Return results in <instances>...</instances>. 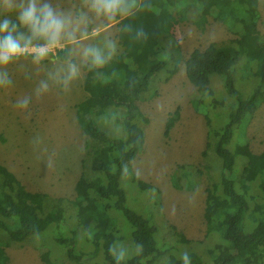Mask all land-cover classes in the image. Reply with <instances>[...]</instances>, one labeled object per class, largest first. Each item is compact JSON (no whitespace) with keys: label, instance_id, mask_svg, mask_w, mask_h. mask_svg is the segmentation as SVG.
<instances>
[{"label":"trees","instance_id":"trees-1","mask_svg":"<svg viewBox=\"0 0 264 264\" xmlns=\"http://www.w3.org/2000/svg\"><path fill=\"white\" fill-rule=\"evenodd\" d=\"M141 2L153 14L168 12L174 19L177 17L176 21H184L190 8L195 7L200 12L195 22L202 30L210 16L239 37L238 44L211 42L204 48H195L184 62L187 79L195 87L191 104L204 116L208 129L202 156H207L209 148L219 159L218 178L210 177L205 188L203 218L207 234L216 233L220 242L208 248L205 257L192 250L188 258L190 264H264V155L253 153L249 140L235 149L229 147L235 128L244 118L248 124L264 101V35L258 28L260 0H124L123 12L116 15L123 48L119 58H110L101 67L82 66L86 71L83 87L87 96L75 108L76 120L88 139L81 184L75 198L69 201L75 210L74 220L68 221L67 226L63 203L52 202L46 193L24 190L8 168L0 164V264L10 263L7 247L11 242L23 243L53 224L59 230H67L56 241L64 247V258L70 264H84L99 254L102 262L95 264H158L166 251L156 239V226L127 206L121 185L126 168L145 147L142 125L149 119L138 101L144 92H149L157 74L168 69L174 54L161 44L162 38L172 36V31L163 28L159 38L154 39L152 34L158 26L154 15L138 12ZM20 31L28 35L25 29ZM44 43L39 38L32 41L33 45ZM57 55L76 63L66 49H59ZM215 75L233 100L228 104L215 96L211 86ZM237 80L254 83L247 98L236 87ZM221 109L220 123L223 118L227 120L216 127L214 113ZM103 115L114 118L124 135L113 136L104 130L99 123ZM178 117L176 109L170 121ZM203 175L200 167L178 164L170 181L177 190L191 191L198 187V178ZM131 179L142 190L151 186L134 174ZM112 210L125 217L132 241L139 247L127 259L112 249ZM79 231L87 233L93 251L77 248ZM178 235L187 242L182 233Z\"/></svg>","mask_w":264,"mask_h":264},{"label":"rangeland","instance_id":"rangeland-1","mask_svg":"<svg viewBox=\"0 0 264 264\" xmlns=\"http://www.w3.org/2000/svg\"><path fill=\"white\" fill-rule=\"evenodd\" d=\"M38 2L50 4L73 23L60 41L64 47L55 49L46 58L36 61L26 56L11 60L7 66L0 65V164L8 168L24 190L46 193L52 202L63 203L66 224L74 220L75 210L69 201L75 198L78 184H81L88 139L76 120L75 108L87 96L83 87L86 71L82 66L101 67L108 59L119 58L123 51L119 43L121 28L116 16L112 19L98 17L90 11L94 0ZM141 3L138 12L149 17L154 15V23L158 26L152 34L154 39L159 38V30L163 28L172 31V36L162 38L161 44L174 54L168 69L157 74L149 92H144L138 101L149 119L142 125L145 147L126 168L121 185L126 192L127 206L148 218L157 228L156 239L166 250L158 264H190L188 257L192 250L205 257L208 248L220 242L216 233L207 234L203 218L205 188L210 177L218 178L216 159H219L209 148L207 156H202L207 147L208 129L204 116L191 104L195 87L187 79L184 62L195 48H204L211 42L238 44L240 40L210 16L206 17L202 30L195 22L200 14L195 7L190 8V15L184 21H176L174 15L168 12L153 14L144 2ZM259 10L258 28L264 35V0H260ZM9 15L15 20V13ZM88 48L99 53L101 64H96L91 56L85 58ZM59 49H66L76 63L62 60L57 55ZM70 66H75V76H69ZM218 77H212L211 86L215 96L228 104L233 100ZM235 84L246 98L254 89L250 81L237 80ZM24 101H27L26 106ZM176 109H179V117L171 122ZM223 110L214 113L216 127L227 120L223 118L220 123L219 114ZM99 123L113 136L124 135L114 118L103 115ZM247 141L253 153L264 155V101L254 110L248 124L244 118L235 128L229 147L235 149ZM178 164H193L204 171L195 190L172 187L170 176ZM132 174L151 185L150 188L140 189L132 181ZM110 214L115 219L113 252L127 259L135 255L139 247L132 241L131 227L125 217L116 210ZM57 226L53 224L23 243L11 242L7 247L9 264H70L64 258V247L56 241L66 235L67 230H59ZM178 233H182L187 242L182 241ZM78 238L79 250L93 251L87 233L79 231ZM96 262H102L101 254L86 259L84 264Z\"/></svg>","mask_w":264,"mask_h":264},{"label":"clouds","instance_id":"clouds-1","mask_svg":"<svg viewBox=\"0 0 264 264\" xmlns=\"http://www.w3.org/2000/svg\"><path fill=\"white\" fill-rule=\"evenodd\" d=\"M123 10L124 0H94L90 9L96 16L102 15L109 19ZM11 13L16 14L15 20L9 15ZM0 17V65L3 66H7L13 59L26 56L40 61L55 49L64 47L60 41L73 23L70 18L55 11L50 4L39 3L38 0H0ZM21 29H25L28 35ZM68 35L71 36L72 33L69 32ZM37 38L45 43L33 45L32 41ZM84 55L85 58L91 56L96 64L102 63L99 53L93 48L86 49ZM75 74V66H70L69 76ZM26 105L27 101H24V106Z\"/></svg>","mask_w":264,"mask_h":264}]
</instances>
